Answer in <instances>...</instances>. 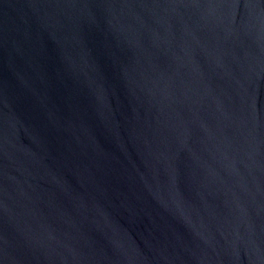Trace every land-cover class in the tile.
I'll return each mask as SVG.
<instances>
[{"label": "water", "instance_id": "95a60500", "mask_svg": "<svg viewBox=\"0 0 264 264\" xmlns=\"http://www.w3.org/2000/svg\"><path fill=\"white\" fill-rule=\"evenodd\" d=\"M0 264H264V0H0Z\"/></svg>", "mask_w": 264, "mask_h": 264}]
</instances>
